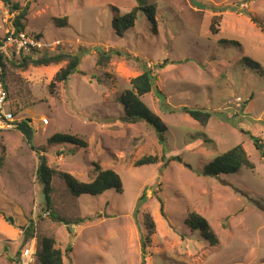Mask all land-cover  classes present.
I'll return each mask as SVG.
<instances>
[{
  "label": "rangeland",
  "instance_id": "rangeland-1",
  "mask_svg": "<svg viewBox=\"0 0 264 264\" xmlns=\"http://www.w3.org/2000/svg\"><path fill=\"white\" fill-rule=\"evenodd\" d=\"M13 1L28 4L24 30L43 39L42 53L86 51L78 71L53 93L49 85L66 62L25 69L7 63L6 106L32 120V144L56 170L51 198L66 223L46 207L38 153L16 128L0 131V264H20L31 240L39 250L49 236L64 264H142L148 213L156 230L147 264H264V159L246 132L264 145V0H145L155 8L154 21L139 11L124 35L114 17L138 0ZM18 13L0 0V36ZM111 49L121 55L98 65V53ZM146 67L161 94L154 88L142 100L164 121L165 143L147 122L124 119L121 96ZM184 106L213 116L202 125L181 111ZM57 132L84 136L89 146L50 144ZM238 144L254 170L204 174L209 162ZM163 154V161L135 166L144 156ZM95 163L120 174L122 192L71 193L63 174L91 181ZM191 211L207 218L216 243L186 222ZM30 220L34 232L25 240Z\"/></svg>",
  "mask_w": 264,
  "mask_h": 264
},
{
  "label": "trees",
  "instance_id": "trees-1",
  "mask_svg": "<svg viewBox=\"0 0 264 264\" xmlns=\"http://www.w3.org/2000/svg\"><path fill=\"white\" fill-rule=\"evenodd\" d=\"M2 2L9 8L10 12H14L16 10L19 11L18 15L16 16L15 26L18 31H24L25 26L23 24V20L26 19L28 15V4H26V6L24 7H21L20 3L14 2L13 0H2ZM139 11L147 12L150 18L154 21V6L147 4L145 0H138V6L134 7L130 12L114 17V27H116L117 33L119 35H124V33L128 29L134 26ZM212 29L215 32L218 31L215 28L214 24H212ZM262 31L264 32V27H262ZM39 51H34L36 52V54H23L21 56V60L19 61H15L12 58L2 57L1 63L4 69V76L6 77L5 71L8 62L22 69L27 68L29 65L49 66L51 64L66 62L65 66L61 67L56 72L53 80L49 85L51 93H53L57 83H65L72 73L78 71L79 65L86 50L84 48H81L73 52L61 51L52 54L42 53V51ZM120 55L121 52L119 50L111 49L108 51H100L98 53L97 63L98 65H106L111 61L113 57ZM157 65L158 67H162L165 65V63H159ZM154 88L159 94H161V91L156 88V81L153 70L146 67L140 75L132 79V88L127 90L125 94L121 96L120 100L124 107L125 120H143L147 122L150 126L156 129L160 136V141L162 143H165L164 134L167 130V127L164 121L142 100V96L151 92ZM181 111L188 114L190 117L194 118L202 125H207V123L213 116V111L206 108L184 106L181 108ZM31 121L32 120L29 118L20 120L16 123V129L24 135L27 142L31 145L32 149H34L39 155L40 161L37 169V175L39 182L43 186L45 204L47 209L49 210L50 216L55 221L66 223L65 220L61 216H58L55 212L53 200L51 198V192L53 191L52 178L56 170L49 166V164L47 163L46 155L41 153L42 149L37 148L32 144L34 130L31 125ZM246 132L250 134L251 139L253 140L257 149L260 151L262 158L264 159V145L262 144V140L258 136L252 134V132ZM49 143H67L76 145L79 148H87L89 146L88 140L84 136L64 132L54 133L49 138ZM166 157L167 156L165 154H163L161 157L157 155L144 156L135 162V166L152 163L154 164L159 161H163ZM173 159L179 158L175 157ZM2 166L3 160L0 159V171L2 169ZM242 168L254 170L255 163L251 160L243 144H238L231 149L221 153L220 155H217L204 167L203 172L207 175L219 176L221 174L236 173ZM94 173V178L88 182L81 181L70 173H64L63 178L67 182L71 193L75 196H80L82 194L100 195L111 188H114L119 192L123 191V182L120 174L117 171L113 169H103L99 163H95ZM163 208L164 205L162 206V209ZM4 218L11 224H13V218L11 216H4ZM144 221L148 230V235L141 237V249L143 252L142 264H147V244L150 242L149 236L156 230V223L150 213L145 215ZM186 222L192 229H199L202 236L212 244L218 241V238L215 232L212 230L209 221L200 213L196 211L189 212ZM33 232V221L30 220L29 226L24 231L25 240L27 238L29 239L33 235ZM67 251H71V248H68ZM37 257L40 261V264H64L63 251L61 248L56 246V239L54 237H44L41 240V246L38 250Z\"/></svg>",
  "mask_w": 264,
  "mask_h": 264
},
{
  "label": "built area",
  "instance_id": "built-area-1",
  "mask_svg": "<svg viewBox=\"0 0 264 264\" xmlns=\"http://www.w3.org/2000/svg\"><path fill=\"white\" fill-rule=\"evenodd\" d=\"M45 46L43 39L36 34H29L25 30L18 31L15 25L9 27L6 32L0 36V131L16 128V123L22 120L18 118L12 110L6 106L9 97L8 89L5 83L4 69L1 58H13L21 54L42 50ZM44 124H48V118L43 119ZM36 240H31L25 247L20 264H36L37 260Z\"/></svg>",
  "mask_w": 264,
  "mask_h": 264
}]
</instances>
